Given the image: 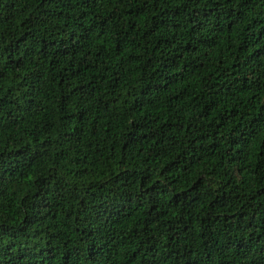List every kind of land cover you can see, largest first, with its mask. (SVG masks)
I'll return each instance as SVG.
<instances>
[{"label": "trees", "instance_id": "obj_1", "mask_svg": "<svg viewBox=\"0 0 264 264\" xmlns=\"http://www.w3.org/2000/svg\"><path fill=\"white\" fill-rule=\"evenodd\" d=\"M0 264H264V0H0Z\"/></svg>", "mask_w": 264, "mask_h": 264}]
</instances>
